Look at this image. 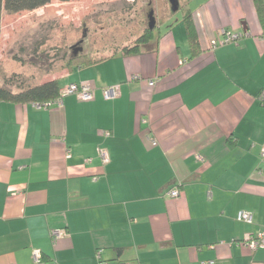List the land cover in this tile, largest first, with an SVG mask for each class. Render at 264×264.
Masks as SVG:
<instances>
[{
  "label": "crops",
  "instance_id": "1",
  "mask_svg": "<svg viewBox=\"0 0 264 264\" xmlns=\"http://www.w3.org/2000/svg\"><path fill=\"white\" fill-rule=\"evenodd\" d=\"M178 1L194 57L166 19L150 49L44 81L91 100L0 102V264H264L244 245L264 235V24L253 0ZM222 30L244 37L211 49Z\"/></svg>",
  "mask_w": 264,
  "mask_h": 264
},
{
  "label": "rangeland",
  "instance_id": "2",
  "mask_svg": "<svg viewBox=\"0 0 264 264\" xmlns=\"http://www.w3.org/2000/svg\"><path fill=\"white\" fill-rule=\"evenodd\" d=\"M166 2L168 8L162 0L52 1L33 11L2 13L0 86L17 92L42 84L66 70L65 56L91 51L94 58L109 57L132 47L151 25L158 37L166 19H181L187 11Z\"/></svg>",
  "mask_w": 264,
  "mask_h": 264
},
{
  "label": "trees",
  "instance_id": "3",
  "mask_svg": "<svg viewBox=\"0 0 264 264\" xmlns=\"http://www.w3.org/2000/svg\"><path fill=\"white\" fill-rule=\"evenodd\" d=\"M52 1L69 2L72 0H0V35H1V19L2 13L16 14L24 11H33L41 7L46 6ZM256 7L258 17L262 24H264V7L262 0H253ZM187 10L183 13L182 20L185 25L188 43L192 52V57L195 56L196 51L199 49L198 40L190 11ZM156 25L153 28H148L134 43L132 47L124 48L122 51H118L123 55L137 54L142 49L151 48L153 41L157 38L155 36ZM118 52L112 54L115 55ZM93 53L87 52L83 54H75L65 56L63 61L66 70L72 71L73 69H81L98 64L105 58H94ZM60 96V88L56 80H51L42 84H36L33 86H27L23 89H19L17 92H12L5 87L0 86V102L16 103V104H38L43 105L51 103L58 99Z\"/></svg>",
  "mask_w": 264,
  "mask_h": 264
},
{
  "label": "built area",
  "instance_id": "4",
  "mask_svg": "<svg viewBox=\"0 0 264 264\" xmlns=\"http://www.w3.org/2000/svg\"><path fill=\"white\" fill-rule=\"evenodd\" d=\"M218 35L219 37L217 39H213L211 41L210 43L211 49H215L223 45L237 44L244 37V34L242 33L235 34V33H231L229 31H224V30L220 31ZM150 85H153L152 82H150ZM93 92H94V89L87 84L69 85L65 87L63 90H60V96L58 99L55 100V102H58L59 104L61 98L64 96H68V95H74L80 101H89L93 98ZM101 94L106 100L115 99L120 95V86L114 85V86L102 88ZM260 99L264 101V90L260 94ZM50 104H52V102L43 104V105H38V104H35V105L38 108H40V107H47ZM108 135L109 134L107 132H104L105 137H107ZM97 154L103 163H108L109 157H108V153L106 149L98 148ZM169 196L172 198L178 197V192L176 190L171 191L169 193ZM236 220L238 222L250 224L252 222V215L248 212L242 211L237 214ZM64 235L65 233L59 230H53L50 232V236L53 241L60 239ZM263 244H264V235H259L257 237L250 238L248 241L244 243V245L250 248L251 250H256L260 245H263ZM31 264H42L40 251H37V250L33 251Z\"/></svg>",
  "mask_w": 264,
  "mask_h": 264
},
{
  "label": "water",
  "instance_id": "5",
  "mask_svg": "<svg viewBox=\"0 0 264 264\" xmlns=\"http://www.w3.org/2000/svg\"><path fill=\"white\" fill-rule=\"evenodd\" d=\"M176 1L177 0H170V5L172 6L173 10H176L178 8V6L176 5ZM154 26L151 25L149 28H153Z\"/></svg>",
  "mask_w": 264,
  "mask_h": 264
}]
</instances>
